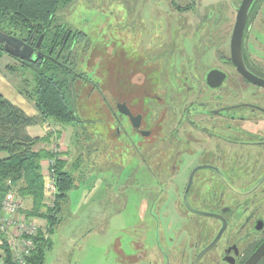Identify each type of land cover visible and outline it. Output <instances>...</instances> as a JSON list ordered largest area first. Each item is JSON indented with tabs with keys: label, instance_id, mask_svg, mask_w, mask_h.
I'll use <instances>...</instances> for the list:
<instances>
[{
	"label": "flooded vegetation",
	"instance_id": "flooded-vegetation-1",
	"mask_svg": "<svg viewBox=\"0 0 264 264\" xmlns=\"http://www.w3.org/2000/svg\"><path fill=\"white\" fill-rule=\"evenodd\" d=\"M191 1H168L149 57L119 75L113 105L102 99L143 210L135 228L149 232L136 230L117 263L264 264V0L239 37L244 0ZM38 38H19L34 47L28 60L51 58Z\"/></svg>",
	"mask_w": 264,
	"mask_h": 264
},
{
	"label": "rangeland",
	"instance_id": "rangeland-1",
	"mask_svg": "<svg viewBox=\"0 0 264 264\" xmlns=\"http://www.w3.org/2000/svg\"><path fill=\"white\" fill-rule=\"evenodd\" d=\"M168 1L72 0L57 11V22L71 29L75 42L74 49L65 50L64 54L73 57L74 69L83 77H77L73 88L79 121L71 126V150L66 160L75 186L56 215V221H61L53 227L52 246L42 264H119L117 252L131 249L136 230L144 232L146 240L149 237L145 221L135 228L136 215L143 217V210L134 204L124 148L116 158L111 112L102 99L108 106L113 105V89L119 75L126 74L139 57H149L147 42L163 36L165 29L154 26L158 20L163 21L165 10L172 9ZM178 1L181 5H194L191 0ZM184 40L190 54L192 40ZM25 65L6 51L0 54V71L15 85L30 76ZM140 65H144L142 61ZM9 67L15 70L12 72ZM154 73L152 68L151 75ZM55 149L57 154L58 147Z\"/></svg>",
	"mask_w": 264,
	"mask_h": 264
},
{
	"label": "trees",
	"instance_id": "trees-1",
	"mask_svg": "<svg viewBox=\"0 0 264 264\" xmlns=\"http://www.w3.org/2000/svg\"><path fill=\"white\" fill-rule=\"evenodd\" d=\"M71 1L0 0V31L25 40L31 35L37 39L43 34L41 45L47 50L53 49L51 58L25 60L30 76L22 80V84L15 85L20 94L34 102L38 117L27 115L0 93V151L6 153V157L0 159V202L8 191L30 199L28 214L45 218L49 232L58 223L56 215L75 185L74 178L64 169L62 161L56 159V204L53 213H39L44 207L41 163L53 154L47 149L34 151L33 146L40 141L49 143L51 133L32 137L26 133L25 127L43 119H52L72 127L79 121L72 97L75 81L83 75L74 69L73 57L64 54L65 50L69 52L71 48L74 49L73 32L64 23L57 22V11ZM3 51L0 44V54ZM9 68L12 72L15 70ZM38 241L28 264H42L44 261L49 242L48 239L43 241L41 236ZM0 247L9 262L10 254L5 243Z\"/></svg>",
	"mask_w": 264,
	"mask_h": 264
},
{
	"label": "built area",
	"instance_id": "built-area-1",
	"mask_svg": "<svg viewBox=\"0 0 264 264\" xmlns=\"http://www.w3.org/2000/svg\"><path fill=\"white\" fill-rule=\"evenodd\" d=\"M51 153L53 156L45 159L46 166L41 169L46 201V204H43L44 213H53L57 197L56 149L53 148ZM28 213L29 211L22 207L18 193L8 191L1 199L0 245L5 243L10 254V263L6 261L4 251L0 247V264H28L39 242L38 237L41 236L43 241L48 239V226L45 225L47 223L43 225L40 222L42 217L30 216Z\"/></svg>",
	"mask_w": 264,
	"mask_h": 264
},
{
	"label": "crops",
	"instance_id": "crops-1",
	"mask_svg": "<svg viewBox=\"0 0 264 264\" xmlns=\"http://www.w3.org/2000/svg\"><path fill=\"white\" fill-rule=\"evenodd\" d=\"M0 93L10 102H12L14 105L21 108L27 115L38 117V111L36 110L34 106V102L28 100L22 94H20L16 90L15 84L12 83L1 71H0ZM25 131L27 134H29L32 137H42V136H45L47 133H51L49 143L45 141H40L33 146V150L40 151V150L47 149L51 153V150L53 148L58 147L59 151L57 152L56 157L57 159L62 161L64 169L68 171L67 169L68 165H66L67 163L66 160L69 158L68 153H69V150H71V148L68 147V143L70 141L69 139L71 135L70 132H72L71 125H63L54 120L52 121L51 119H43L42 121H38L34 124L26 126ZM5 157H6V153L3 151H0V159L5 158ZM45 166H46L45 160H43L41 163V168H45ZM21 200H22V207L24 208V210L27 211V208L29 209L31 208L30 199L21 198ZM64 201L62 202V204L64 203ZM25 202H28L29 205L25 206L24 205ZM61 206H60V210H61ZM59 212H58V215H59ZM40 213H44V211L41 209ZM42 220L44 219L42 218L40 220L41 223L43 222ZM60 221L61 220L58 219V223ZM52 232H53V229L49 232L50 237H48L49 247H48L47 252L51 249V246H52V242H51Z\"/></svg>",
	"mask_w": 264,
	"mask_h": 264
},
{
	"label": "water",
	"instance_id": "water-1",
	"mask_svg": "<svg viewBox=\"0 0 264 264\" xmlns=\"http://www.w3.org/2000/svg\"><path fill=\"white\" fill-rule=\"evenodd\" d=\"M253 0H244L241 5V10L244 12L241 21L239 23L238 21V27L236 26V30L238 33V37L241 34V24L243 20L245 19L246 13L251 5ZM43 38V34H41L35 44V47H39V44L41 43V40ZM0 44H3L4 50L11 56L16 57L21 60H28L31 57V53L34 49L32 45L29 43H26L22 40H20L18 37L9 35L5 32L0 31Z\"/></svg>",
	"mask_w": 264,
	"mask_h": 264
}]
</instances>
